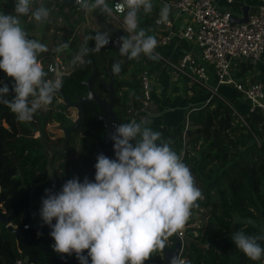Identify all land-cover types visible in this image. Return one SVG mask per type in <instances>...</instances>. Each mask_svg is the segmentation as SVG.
<instances>
[{
  "label": "trees",
  "instance_id": "16d2710c",
  "mask_svg": "<svg viewBox=\"0 0 264 264\" xmlns=\"http://www.w3.org/2000/svg\"><path fill=\"white\" fill-rule=\"evenodd\" d=\"M40 1L42 4H38ZM171 1L176 0H152V12L145 14L141 11L139 14V27L155 36L157 41L164 32L156 24V19L160 17L162 4ZM7 2L0 0V12L14 15L15 3ZM35 6L47 7L50 15L40 23L31 15L21 17V24L30 38L39 29L45 34L60 22L69 23L81 12V9L60 0H35ZM117 30L121 37L128 35L124 28H120L113 31L114 37ZM98 31L101 30L84 29L83 36L74 33L67 42L69 47L60 57L68 66L66 71H70L69 75L62 77L63 90L72 100H76L79 94H86L88 89L84 81L95 69L93 89L108 100L105 84L110 82L113 74L112 65L119 61L122 70L118 75L113 74L114 122L129 123L132 117L127 110L130 107L140 109L144 99L143 58L130 60L121 56L119 48L112 42L114 37H111L107 46L86 57L90 64L72 63L82 47H95V40L87 38ZM53 59L48 56L39 58L46 71ZM3 83L11 89L14 78L0 70V87ZM190 90L192 94L204 95V99L192 105L182 121L152 120L143 112L135 118L137 122L150 120L149 126L161 132L165 140H170L171 147L178 154L183 153L184 162L191 168L196 184L203 192L204 205L211 207L202 225L185 229L182 253L185 260L182 264H258L259 260H250L236 248L232 234L243 230L249 235H264V113L259 108L252 110L247 99H243L242 104H231L219 91V96L207 101L209 92L196 83H191ZM14 95L10 92L5 98L11 100ZM57 99L60 96L27 123L18 122L15 114L0 104V120L3 122L0 124V214L8 216L14 227L21 228L15 234L0 221V264H13L17 258L26 259V264H80L75 254L69 256L53 250L52 229L40 215L42 198L47 195L45 190L59 192L67 180L75 178L76 173V168H72L64 172L63 178L49 175V162L56 155L62 157L65 153L54 152L55 156L51 158L46 152L50 137L46 125L52 122L70 125L74 121L72 110ZM84 111L85 124L71 132L69 143L78 137L82 162L79 171L85 174L84 178L94 181L97 155L102 150L104 155L114 159V142L105 141L106 128L94 116V113L103 114L105 111L93 101L85 103ZM36 131L40 132L39 136H34ZM69 149L72 151L71 147ZM176 238V234L171 236L166 248L173 247ZM260 243L264 246V241ZM84 254L87 255V250ZM162 258L163 252H157L145 264H158Z\"/></svg>",
  "mask_w": 264,
  "mask_h": 264
},
{
  "label": "clouds",
  "instance_id": "9594fccd",
  "mask_svg": "<svg viewBox=\"0 0 264 264\" xmlns=\"http://www.w3.org/2000/svg\"><path fill=\"white\" fill-rule=\"evenodd\" d=\"M77 3L85 11L91 6L105 15L112 12L108 0ZM115 8L125 13L123 24L128 33L118 41L120 55L130 60L141 55L159 59L156 37L139 27V14L152 12V0H122ZM14 12H0V70L14 78L11 89L7 83L0 87V104L7 106L18 122L27 123L52 104L63 81L59 75L48 79L49 72L39 56L49 49L30 38L21 24V17L29 15L38 23L44 22L50 10L36 7L35 0H15ZM169 13L170 6L165 4L157 23H166ZM87 39L95 40V47H82L73 64H90L86 57L107 46L111 37L108 31H98ZM68 47L67 42L62 43L57 51ZM121 70V62L112 65L114 75ZM10 92L15 93L11 100L5 98ZM150 124V120L144 119L113 125L110 135L115 158L97 155L94 181L85 177L81 182L76 177L67 180L59 192L45 190L40 215L52 229L56 253L75 254L80 264H89V257L91 264H145L153 254L165 250L171 236L182 232L192 210L204 198L203 192L184 162L183 153L178 154L171 141ZM232 240L250 260L264 257L260 243L264 235L239 230L232 234ZM171 264L179 261L173 258Z\"/></svg>",
  "mask_w": 264,
  "mask_h": 264
},
{
  "label": "built area",
  "instance_id": "2783aa9c",
  "mask_svg": "<svg viewBox=\"0 0 264 264\" xmlns=\"http://www.w3.org/2000/svg\"><path fill=\"white\" fill-rule=\"evenodd\" d=\"M61 1V0H60ZM77 1V0H75ZM232 3V0H227ZM122 0H112L108 5L112 9L111 16L120 25L123 24L125 13L116 11V4ZM172 11L184 17V23L174 29V19L169 17L166 23H157L161 26L164 35L159 39L161 45L166 44L173 36H178L194 43L199 53L184 52L177 62L168 61L170 70L177 75H182L189 81L204 87L209 92L207 101L213 96H219L220 84H232L244 99L251 102V109L259 108L264 113V86L261 81H242L237 79L233 64L236 58H246L253 62L264 63V2L256 9L248 10V20L244 23H233L232 15L241 16L230 9H224L218 5L217 0H176L166 3ZM115 36L112 42L118 41ZM57 66L63 71L67 65L59 56L49 63L47 70L55 73ZM214 71L216 82H212ZM51 75L48 79H54ZM144 99L140 109L130 107L127 112L135 120L140 112H145L150 105L151 86L147 71L142 73ZM176 239L181 241L178 261L182 264L185 258L182 256L185 233L176 234ZM13 264H26V259L17 258ZM258 264H264V257Z\"/></svg>",
  "mask_w": 264,
  "mask_h": 264
},
{
  "label": "crops",
  "instance_id": "0c3cea01",
  "mask_svg": "<svg viewBox=\"0 0 264 264\" xmlns=\"http://www.w3.org/2000/svg\"><path fill=\"white\" fill-rule=\"evenodd\" d=\"M217 2L220 7L242 15V7L244 5H248L249 9L252 10L256 9L264 0H232L231 4L227 0H217ZM162 5L164 6L165 4ZM169 17L174 19V29L179 28L184 23V17L171 9ZM187 51L194 54L199 53V49L194 43L175 35L163 45L158 40L155 52L158 54L159 59L152 60L147 56H140L143 58L144 70L148 72V76L152 80L151 86L153 87L150 105L143 113L152 120L157 118L160 121L180 122L192 105L203 101L204 95L191 93L190 87L193 82L182 75L174 74L167 63L168 61L177 62L181 55ZM209 70L212 74L211 80L215 83L214 71L211 67H209ZM233 71L237 79L247 82L261 81L264 86L263 62L256 63L246 58H236L233 64ZM218 91L231 104H242L244 97L232 84H220Z\"/></svg>",
  "mask_w": 264,
  "mask_h": 264
},
{
  "label": "rangeland",
  "instance_id": "374dc122",
  "mask_svg": "<svg viewBox=\"0 0 264 264\" xmlns=\"http://www.w3.org/2000/svg\"><path fill=\"white\" fill-rule=\"evenodd\" d=\"M111 1L112 0H108L109 3ZM6 2L15 3V0H6ZM38 4H42V2L40 1ZM120 28L124 27L120 25L115 19H113L111 15L102 14L99 10H92L90 6L88 11L81 9L80 14H77L74 18H72L69 23L60 22L59 24H57L56 27H53L51 30H48L45 34L42 33V31L39 29V31L37 30L31 35L34 39H37L41 43L47 45L49 49L47 52L41 53L39 58H44L45 56H48L49 58L53 59L56 56L61 57V54L64 52L65 49L57 51L58 46L62 43L68 42L74 33L78 34L79 36H83L84 29L101 30L108 31L110 37H114L113 31L115 29ZM149 82L151 86V78H149ZM58 96V93H56L54 98H57ZM151 96H153L152 86ZM57 102L60 103L62 102V100L57 99ZM71 110V117L73 118V120H75L77 118V111L76 109ZM46 131L50 137L48 138L49 142L45 150L47 153L50 154L51 158H53L55 156L54 150L62 149L63 147L64 132L62 129L59 128L56 122L47 124ZM39 135V131H36L34 133V136ZM61 138H63V140H61ZM68 146L69 148H72V151H70V149L68 148L67 151H65L64 156L58 157L56 155L55 159L49 162V175L52 178H63L65 171L67 173L70 169L76 168L75 178L79 177V179H84L85 174L79 171V169L82 167V162L80 157V143L78 137H75L73 143H68ZM63 164H66V166L61 167L63 166ZM203 201H205V199L198 201L199 207L194 208L192 210V216L183 229L185 235L186 228L193 226L199 227L200 225H202L203 221L205 220V217L208 215L211 207L208 205H204Z\"/></svg>",
  "mask_w": 264,
  "mask_h": 264
},
{
  "label": "water",
  "instance_id": "95a60500",
  "mask_svg": "<svg viewBox=\"0 0 264 264\" xmlns=\"http://www.w3.org/2000/svg\"><path fill=\"white\" fill-rule=\"evenodd\" d=\"M61 3H69L72 4L75 8H81L83 9L75 0H61ZM248 10L249 6L244 5L242 7V15L236 16L232 15V22L233 23H244L248 20ZM117 37L119 38L118 41H120V31L117 30L116 32ZM118 41L114 42V44L119 48ZM56 76L59 75L61 78L64 75H69L70 71H63L57 66L56 71L54 73ZM53 73H49V76L54 75ZM95 74V69L90 74L89 78L84 81L85 85L87 86V93L86 94H79L77 96L76 100H72L69 98L62 88L57 92L59 96L61 97L62 101L65 102L64 106L66 108L70 109H76L77 111V118L73 121L70 125H63L60 124V129L64 132V140H63V148L55 150L56 153H65L67 149L69 148L68 143L71 137V132L78 128L79 126H83L85 124L86 115L84 111V105L87 102H95L97 105H99L104 111V114L94 113V116L97 121H102L104 124V127L106 128V135H105V141L110 142L113 141L111 139V132L113 131V125H115L114 119H115V87H114V76L111 73V79L108 84H105L108 92H109V99H103L101 98L93 89L92 86V79ZM2 120H0V124H2ZM114 142V141H113ZM100 154H104L102 150H100ZM0 221L4 222L9 230L14 232L15 234H18V232L21 230V228L14 227L12 223L9 222L8 216H4L0 214ZM181 248V241L179 239H176L175 244L173 247L165 248L163 251V258L159 260L158 264H171V261L173 258H176L178 260L179 257V250Z\"/></svg>",
  "mask_w": 264,
  "mask_h": 264
},
{
  "label": "flooded vegetation",
  "instance_id": "af4514ba",
  "mask_svg": "<svg viewBox=\"0 0 264 264\" xmlns=\"http://www.w3.org/2000/svg\"><path fill=\"white\" fill-rule=\"evenodd\" d=\"M60 99H61V97H60ZM62 100V99H61ZM65 103V102H64ZM114 110H115V107H114ZM104 114V113H103ZM113 123H115V122H113ZM58 124V126H60V123H57ZM60 128V127H59ZM63 148V147H62ZM54 152H55V150H54Z\"/></svg>",
  "mask_w": 264,
  "mask_h": 264
}]
</instances>
